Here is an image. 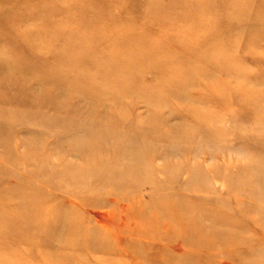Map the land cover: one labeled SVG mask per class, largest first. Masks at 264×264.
<instances>
[{
  "label": "rangeland",
  "instance_id": "obj_1",
  "mask_svg": "<svg viewBox=\"0 0 264 264\" xmlns=\"http://www.w3.org/2000/svg\"><path fill=\"white\" fill-rule=\"evenodd\" d=\"M117 1L0 0V264H264V9L245 24L226 12L243 0H215L216 15L194 51L213 46L215 61L228 69L189 88L192 102L139 98L151 88L165 95L171 78H183L170 73L155 82L145 64L122 80L130 98L116 105L111 95L91 100L105 95L114 77L105 80L88 60L74 70L66 64L71 55L103 49V59L133 57L115 42L129 33L142 34L155 52L202 18L197 11L164 30L145 18L147 0ZM254 1L264 4L250 0L242 10L250 13ZM159 3L156 11L171 15L196 7ZM163 51L159 57L172 56ZM141 73L148 83L132 86ZM144 122L149 126L138 128ZM106 131L115 144L135 136L141 152L104 145L103 137L75 145ZM16 189L31 198L28 216L7 196ZM59 207L68 212L67 226L53 254L49 235Z\"/></svg>",
  "mask_w": 264,
  "mask_h": 264
},
{
  "label": "bare ground",
  "instance_id": "obj_2",
  "mask_svg": "<svg viewBox=\"0 0 264 264\" xmlns=\"http://www.w3.org/2000/svg\"><path fill=\"white\" fill-rule=\"evenodd\" d=\"M249 1L250 0H243V2H244L243 4H242V2H241V4L239 2H237V4H236L234 1H232V2L228 3L227 8H226V12L228 13L229 16H232V18L241 19L243 17L242 19L244 20V23L248 22L247 19H249L251 17L250 16L251 14L255 15L257 13V11L260 12L262 10V8L264 9L263 3L260 4L258 1H254L253 4H251V6H250V13H246L242 9L247 7L250 4ZM115 2H118V1L115 0ZM171 2L173 4H176V5L177 4H181V5H184V4L187 5L188 4V5H192V6H194V7L196 6V7H195V9H193L194 12L191 11V12H186V13H182V14H178V15H171V13H169L167 10L166 11L163 10L160 12L156 11L157 6H155V5L160 4L161 1L159 3V0H147V5H146L147 9L146 10L149 13H146L145 18L150 19L151 21L162 22L163 26L165 28L167 27L166 23H168L169 20L183 21L186 23L187 20H190L192 18L193 14L196 13L197 11H198V13L202 14V18L199 19V21L195 22L192 25L190 32H186L184 26H182L181 30L178 29L177 34H179V35L173 36V38H172L173 42H171V43L169 42L170 45H167L165 43L164 46H162V47L160 46L159 48L156 49L157 51L154 52V50H150L149 48H147V46L145 45L146 39L141 36L142 34L135 35L133 33H129V34H124L122 36L115 38V42L117 44L121 45L125 50H128V49L134 50L135 56H133V57H130L127 55H121L119 53L120 55L119 54L118 55H112L111 54L110 56H107L106 58L103 59V58H100V56L105 53V51L103 49H99V50L95 49L92 52H86L85 54H83V56H81L82 54H78L76 52L74 54H72L73 56L71 55L69 62L67 61L66 64L67 65L69 64L70 66H72V68L74 70L77 71L78 68H80L81 63L85 60H88L89 64L93 65L97 70H103L104 71V73H105L104 79L105 80H106L105 76L106 77L113 76L114 80H116V83H114L113 87L110 90H108L107 93H104L105 95L101 96V98H98V99L91 98V100L93 102L103 101V99H105L104 96L107 97V96L111 95V96H113L112 99L116 105H118V103H119V105H121L120 104L121 102L125 103V101L123 99L129 97V94L131 92L127 89H124V87L121 85L123 82L122 80L123 79L128 80V77L131 75V73L133 74V72L141 71L140 66H144L145 64H146V68L152 67L151 69H153V71L155 73V79H154L155 82L158 81V79L164 78V76H167L170 73H172V74L178 73L180 77H183L182 81L176 80L175 78H171L169 80L170 83L167 86V91L164 89L167 92L165 95L156 94V92H155L156 90H154L152 88L150 90H141V91L137 92L136 95H138V96L140 95L139 98L140 97L144 98L145 100H147V102L149 104H153V105H155V103L163 105V104H166V102L169 103L175 99H177L178 101L181 100V101L192 102L193 98H191V96L188 95V89L189 88H191V87L194 88V86L198 85L197 83H198V81H201L200 80L201 78H204V80L208 81V82L213 81L217 74H219L223 71L224 72L227 71L228 66L223 65L224 67L220 68V66H219L220 61H215L214 55H213L215 48L213 46L209 47V49L207 48L206 50H204L201 53L198 52L197 50L194 51V47L198 44L197 41H200V38H199L200 30L202 28L207 27L209 24H211L210 22L212 20V17L214 16V14L216 15V13H215V0H171ZM200 4H203L204 7L203 8L199 7ZM115 6H117V5H115ZM198 8H200V9H198ZM123 11H125V10H123ZM121 13H123V12H121ZM112 14H115V13L112 12ZM245 24H247V23H245ZM165 28H164V30H169V27L166 29ZM241 29L242 28L240 26H238L237 28H233L232 34L240 32ZM95 30L98 31L101 29H95ZM182 31H183V33L180 34V32H182ZM212 38L216 39L217 37L216 38L212 37ZM213 39L211 40V43H213ZM216 41H217V39H216ZM218 42H219V39H218ZM110 43H112V40H110ZM172 43H174V45H172L174 47L171 46ZM163 50H167V52H168L167 54L172 55V56L164 55V57H162V58L159 57V53L162 52ZM63 51H66V50H63ZM235 51H236L235 48H232V54ZM155 58H156V60H155ZM154 60H155V62H154ZM221 62H223V60H221ZM184 66L186 68H184ZM235 66H236V64H234V65L232 64V72L235 71V69H236ZM184 69L186 70L185 72H184ZM214 72L217 74H215ZM181 74H184V76L183 75L181 76ZM105 80H102V81L105 82ZM172 81H176V82H172ZM139 82H142V83L146 82L145 76L142 73L140 75L139 80H134V79L131 80L132 86H136ZM146 83H148V82H146ZM153 83H152V86H154ZM149 84H151V83H149ZM155 85L157 87L158 83H155ZM179 87L184 88L183 89L184 91L183 90L179 91L178 90ZM105 103L106 102H103L101 104L103 105ZM166 106H168V104H166ZM94 109L95 108L93 107L92 110H94ZM123 109H124L123 107L118 108V111L120 112V114H121V112L124 111ZM124 124H126V122H124ZM138 125H139L138 128H146L149 126V122L140 123ZM90 134H92V133H90ZM99 135H102V136L93 135V140L90 137L89 138L86 137L87 139H85V137H83L82 140H81V138H80V140L78 138L79 142L75 141V145H78V146H76L77 148H79L80 146H86V145H87V147H89L88 146L89 142L96 144L97 142H94L95 139L99 140L100 137H103L104 145L119 147V148H121L120 150H122V151H130V149H133V148L135 149L136 148L135 146H137V144H136L137 142H135V139H136L135 136H133L132 140L129 142L128 145H126V144L123 145L124 144L123 142H119V144H115L116 141L115 142L113 141L114 138H113V135L111 132L106 131V132L101 133ZM87 141H88V143L85 144V142H87ZM64 143L65 142H62V145ZM68 144L72 145L71 141ZM72 148H74V147L72 146ZM136 151L141 152V149L139 147H137ZM141 165H142V163H141ZM133 166H135V165H133ZM121 168H122V165H121ZM133 171H134V169H133ZM131 173H132V171H131ZM135 173H136V171H135ZM71 174L72 173H70V175ZM114 174H115V176L118 175L117 179H119L118 177L120 176V174L118 172H114ZM126 175H128V173H126ZM132 175L130 174V176H132ZM134 177H137V176H134ZM137 178H139V177H137ZM112 184L114 185L115 182H113ZM78 185H81V184L76 183L74 181H71L68 184V186L76 188L75 190H78V188H79ZM138 185H140V184H138ZM118 189H119V187H118ZM7 194H8L7 196L10 199L13 198V199L17 200V202L19 201L18 208H19L21 214L28 216V214L31 212V207L28 205L29 204L28 202H30L31 198L29 197L28 193L25 194L23 190L16 189V190L8 191ZM30 195H32V194H30ZM158 202L155 201L153 204L156 205V203H158ZM163 203H165V201ZM160 204L161 205L158 204L156 206H158V207L162 206L163 208L165 207L166 209H168V207H167L168 205H166V204L162 205L161 202H160ZM159 209H162V208H159ZM169 209H170V207H169ZM56 212H57V216H56L57 219L54 222V228L51 229L53 231V234L49 235L50 236L49 247H52V245L55 244V242H56L55 240H57L59 237L62 236L61 234L63 233V230L67 226V224L64 225L65 224L64 214H66L67 211L63 207H59V209L55 210V213ZM105 212L107 214L108 211H105ZM98 214H100V213H98ZM95 215L97 216V214H95ZM99 219H100V216H99ZM99 219H97V220L99 221ZM208 227H210V228H208ZM208 227L207 228L209 230H212V231H215V229H216V227L213 228L210 225ZM68 229H70V228H68ZM75 229L78 231V228H75ZM216 231L218 232L219 230H216ZM220 232H221V230L218 233H220ZM69 233L72 234L73 229H70ZM93 241H95V234L94 235L90 234L88 243H89V245H91L92 249L95 248L94 247L95 244L93 243ZM78 247H79V244L77 247H75L74 250L77 252H81V246H80V249ZM182 248L179 247L180 250L178 249V251H182L181 250ZM175 249L177 251V248H175ZM48 252H51L54 254L55 251H53V247H52V248H48ZM64 262L65 263L68 262V259H65ZM57 264H60V263L58 262Z\"/></svg>",
  "mask_w": 264,
  "mask_h": 264
}]
</instances>
